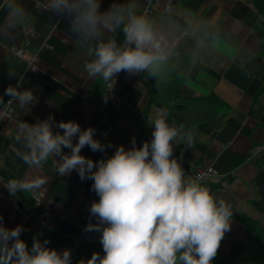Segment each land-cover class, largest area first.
Segmentation results:
<instances>
[{
	"label": "crops",
	"instance_id": "obj_1",
	"mask_svg": "<svg viewBox=\"0 0 264 264\" xmlns=\"http://www.w3.org/2000/svg\"><path fill=\"white\" fill-rule=\"evenodd\" d=\"M48 1L39 0L40 5ZM117 1L102 0L101 12L116 8ZM10 5H18L23 14ZM40 5L37 0H0V97H9L4 95L9 86L21 87L38 101L27 107L16 102L11 117L0 120V216L5 225H23L22 238L29 247L40 234L49 247L68 248L72 254L83 242L100 239V233L83 231L90 219L95 223L89 212L92 201L99 199L91 190L93 182L81 180L76 171L59 176L53 158L39 170L25 164L18 152L27 149L22 138L16 139L21 122L49 116L55 123L75 120L82 129L94 127L98 139L111 143V155L118 145L130 147L133 137L141 146L137 131L150 139L153 128L147 117L162 109L170 124L178 129L183 125L182 133L193 135L192 147L183 141L174 147L185 173L193 178L196 170L212 166L219 177L203 184L232 205L231 230L211 264L227 259L234 245L250 248L241 217L264 229V152L253 151L264 145V12L253 0H122L125 23L129 11L150 20L167 58L154 72L119 73L107 97V82L89 78L83 65L93 58L89 48L99 42L124 45L116 24L85 38L72 29L62 10ZM22 25L33 32L23 33ZM17 47L37 57L35 70L16 55ZM81 151L94 161L105 155L88 147ZM37 174L47 183L15 198L2 185ZM81 259L86 260L84 255ZM232 264H240L239 259Z\"/></svg>",
	"mask_w": 264,
	"mask_h": 264
},
{
	"label": "clouds",
	"instance_id": "obj_2",
	"mask_svg": "<svg viewBox=\"0 0 264 264\" xmlns=\"http://www.w3.org/2000/svg\"><path fill=\"white\" fill-rule=\"evenodd\" d=\"M101 2L50 0V8L62 10L74 31L95 38L101 29L125 19L123 9L115 6L102 13ZM12 11L23 14L18 5ZM123 33V46L108 40L89 48L93 58L83 65L89 78L114 82L121 72H154L167 58L161 37L147 18L129 11ZM4 95L18 100L21 107L38 102L31 90L9 86ZM147 121L153 128L149 140L137 146L133 137L130 147L118 145L111 155H107L111 143L98 139L94 127L82 129L75 120L55 123L49 116L19 124L16 139H23L27 151L18 155L25 164L39 170L53 158L59 176L76 171L81 180L93 182L91 190L99 199L92 201L89 212L95 223L90 219L83 231L100 233L103 255L93 252L76 264H211L231 230L232 205L203 184L206 173L189 178L174 155L180 141L192 147L193 135L182 133L183 125L178 129L170 124L162 109ZM85 147L105 155L94 161L82 154ZM46 183L37 174L30 179L11 178L2 185L15 198L18 192H34ZM25 230L20 224L6 226L0 216V264H72L70 249L49 247L50 241L41 240L40 234L33 236L29 247L22 238Z\"/></svg>",
	"mask_w": 264,
	"mask_h": 264
},
{
	"label": "trees",
	"instance_id": "obj_3",
	"mask_svg": "<svg viewBox=\"0 0 264 264\" xmlns=\"http://www.w3.org/2000/svg\"><path fill=\"white\" fill-rule=\"evenodd\" d=\"M258 7L260 12H264V0H253ZM117 9H123L122 7V0H118L116 4ZM124 15V12H123ZM125 17V16H124ZM125 24V19L122 23L116 25V31L119 33H123V27ZM137 140L140 143V145L143 144L146 140H149L147 136L143 134L142 131H137ZM241 219L244 220L247 226V235L250 241H252L253 244H251V247L243 251V247L239 245H234L229 254L227 259L224 261L219 262L218 264H232V261L235 259H239L240 264H264V229L262 226L257 224L255 221H251L250 219L246 220L245 218ZM55 235V234H54ZM56 239L59 242H62L63 240L59 238V236L55 235ZM93 252H98L101 255H103V249L102 245L100 244V241L98 240H91L89 242H83L81 249L78 251H74L72 254V264H76L77 261H79L82 257V255L85 256V259L87 260ZM242 254V255H241Z\"/></svg>",
	"mask_w": 264,
	"mask_h": 264
},
{
	"label": "built area",
	"instance_id": "obj_4",
	"mask_svg": "<svg viewBox=\"0 0 264 264\" xmlns=\"http://www.w3.org/2000/svg\"><path fill=\"white\" fill-rule=\"evenodd\" d=\"M4 2L5 1H8V0H3ZM37 5L39 6L40 5V2L39 0H37ZM41 7L43 8H47V7H50V0L48 2H44L43 4L40 5ZM21 31L25 34H27L28 32H33V28L29 27V26H26V25H22L21 26ZM14 52L16 53L17 56H19L20 58H23L25 60H27L28 62V65L33 69L35 70L36 69V56L35 55H28V53L25 51L24 48H21V47H17V48H14ZM106 96L107 97H110V94L112 92V88H113V82H107L106 85ZM17 89L23 91L24 89L21 88V87H18ZM18 102V100H15L13 99L12 97H8L6 98L5 100H3V103L0 104V120L3 118V117H11L12 115V112H13V107H14V104ZM253 151L255 153H260V152H264V145H261V144H257L254 146L253 148ZM207 174L205 175L204 177V180L203 181H207V180H210L214 177H219V173L212 167V166H209L205 169H199V170H196L194 173H193V178H195L196 176L198 175H204V174ZM224 185L226 184L225 181L222 182ZM98 241H100V239H96Z\"/></svg>",
	"mask_w": 264,
	"mask_h": 264
},
{
	"label": "water",
	"instance_id": "obj_5",
	"mask_svg": "<svg viewBox=\"0 0 264 264\" xmlns=\"http://www.w3.org/2000/svg\"><path fill=\"white\" fill-rule=\"evenodd\" d=\"M3 103V100H2V102H0V104H2Z\"/></svg>",
	"mask_w": 264,
	"mask_h": 264
}]
</instances>
